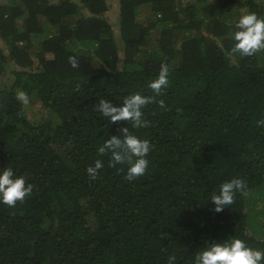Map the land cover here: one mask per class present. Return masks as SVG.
<instances>
[{
    "label": "trees",
    "instance_id": "1",
    "mask_svg": "<svg viewBox=\"0 0 264 264\" xmlns=\"http://www.w3.org/2000/svg\"><path fill=\"white\" fill-rule=\"evenodd\" d=\"M107 1L0 0V76H15L0 86V171L33 186L15 207L0 202V264H190L237 238L264 250V51L229 55L239 18L264 17V0H117L122 46ZM162 63L166 107L142 109L150 127L96 111L100 99L152 96ZM21 90L54 118L29 119ZM123 127L151 144L133 182L98 153ZM96 160L104 167L91 180ZM233 178L249 194L217 213L210 195Z\"/></svg>",
    "mask_w": 264,
    "mask_h": 264
},
{
    "label": "clouds",
    "instance_id": "2",
    "mask_svg": "<svg viewBox=\"0 0 264 264\" xmlns=\"http://www.w3.org/2000/svg\"><path fill=\"white\" fill-rule=\"evenodd\" d=\"M233 34L234 46L229 55L239 54L241 57H250L264 51V17H258L255 13H247L239 18ZM68 62L74 69L79 68V61L75 56H70ZM120 65H118V69ZM169 67L162 63L158 76L148 85L152 90V96H142L139 93L126 96L122 100L121 107L113 106L105 99H100L96 111L102 117L115 124L117 122H129L134 129L148 128L150 122L143 117V111L147 105L156 103L160 108H165V101L156 97L163 95V89L169 84ZM78 90V88H77ZM16 99L22 105L30 103L29 96L24 91H18ZM257 126H264V120L257 121ZM121 135H113L98 148L101 156L110 154L108 166L115 168L117 165H127L126 181L134 180L146 174L149 167L147 159L151 144L147 139H141L129 130V127L120 129ZM102 160H96L89 166L86 172L91 180H96L100 170L103 169ZM123 171V169H121ZM33 192L31 184L26 185L23 176H15L10 167L0 171V202L8 207H15L17 202H23ZM248 195L249 190L243 178H233L225 181L219 187V192L210 195L211 202L215 205V212H222L226 207L235 202L237 194ZM175 256L169 257V264H174ZM190 264H264V250L253 249L241 239H232L226 243H217L207 246L194 256Z\"/></svg>",
    "mask_w": 264,
    "mask_h": 264
},
{
    "label": "rangeland",
    "instance_id": "3",
    "mask_svg": "<svg viewBox=\"0 0 264 264\" xmlns=\"http://www.w3.org/2000/svg\"><path fill=\"white\" fill-rule=\"evenodd\" d=\"M107 3L109 4L110 9L105 16L107 17V20L110 22L111 26L115 30V35L117 37L119 46H122V41H121L120 32H119L118 2L117 0H109L107 1ZM150 18H151V14H150L149 9L142 7L139 10L138 21L142 23V25L147 26L148 25L147 23L148 21H150ZM33 45L34 47L28 50V53L30 54L31 58L37 63L38 58L36 57V55L39 51V44H33ZM3 50L5 54L7 55L9 50L5 48ZM122 55L123 53L121 50L120 60L118 62V65H120V67H122L123 65ZM14 78H15L14 74L10 72V69L8 68V70L4 72V74H1L0 76V86L6 87L5 85L7 83V80L9 79L13 80ZM26 113L29 119H31L32 121H36V122H42L46 119L54 118L53 115L47 109H45L41 105V103H39L38 101L30 102L28 105H26Z\"/></svg>",
    "mask_w": 264,
    "mask_h": 264
}]
</instances>
